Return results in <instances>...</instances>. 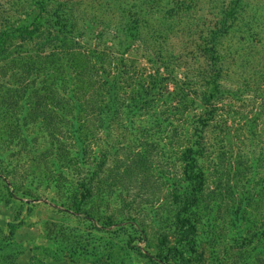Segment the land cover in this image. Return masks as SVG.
Segmentation results:
<instances>
[{
    "label": "rangeland",
    "instance_id": "1",
    "mask_svg": "<svg viewBox=\"0 0 264 264\" xmlns=\"http://www.w3.org/2000/svg\"><path fill=\"white\" fill-rule=\"evenodd\" d=\"M37 2L0 0V30L31 21L40 10ZM121 2L124 16L106 0L52 2L60 7L62 17L60 23L53 19L51 26L42 29L46 30L44 39H56L65 31L74 40L73 48L64 50L54 45L42 49L36 45L38 39H8L0 48V171L2 177L22 189H27L32 180L33 149L43 150L47 141L34 124H23L21 119V136L8 135L1 100L10 99L5 94L16 82H30L33 73L17 65L25 66L28 56L24 63L18 60L28 50L31 55L57 53L62 62L69 53L80 60L89 52L102 54L100 63H91L98 69V77L109 73L108 79H117L114 66L127 69L116 102L132 103L135 89L140 94L135 103L141 106L122 108L106 132L86 140L89 152L97 154L106 148V193L98 195L102 202L94 198L95 202L88 200L82 205L90 213L96 208V217L60 204L68 193L55 188L56 171H52L49 184L35 180L38 199L18 194L28 204L18 201L16 209L0 201V240L6 238L4 244L0 243V255H14L17 264H222L226 259V264H232L239 256V236L245 233V227L233 222L228 206L234 199L238 201L240 191L244 198L249 196V187L264 177V0H241L230 17L225 16L230 0ZM134 18L140 38L123 55V64L117 63L120 51L113 37L119 31L117 22L129 19L131 24ZM215 82L217 90L207 103L205 97ZM145 88L152 91L143 96ZM23 100L18 99L20 105ZM113 108H109V114ZM210 109L212 115L207 119ZM199 118L206 123L201 125ZM25 135L36 140L23 141ZM197 139L202 143L198 169L205 181L200 204L190 216L195 224L192 259L184 261L168 250L177 246L186 257V246L182 245L185 239L179 238L178 225L179 203L188 192L183 151L194 147ZM126 157L127 166L120 168V178L112 179V164L116 160L121 164ZM251 159L256 160L253 171L247 169ZM48 167L53 170L52 164ZM66 168L71 175L63 176L74 181L87 169L79 162ZM96 179L92 192L99 184ZM215 189L223 199L218 207L213 197ZM0 196L6 197L7 192L0 188ZM257 207L259 214H264V202ZM14 213L22 223L11 237L2 225L6 220L14 221ZM105 216L114 221L102 228L99 221ZM127 232L140 252L128 248ZM158 252L167 254V261L159 263L155 257ZM259 264H264L262 253Z\"/></svg>",
    "mask_w": 264,
    "mask_h": 264
},
{
    "label": "trees",
    "instance_id": "2",
    "mask_svg": "<svg viewBox=\"0 0 264 264\" xmlns=\"http://www.w3.org/2000/svg\"><path fill=\"white\" fill-rule=\"evenodd\" d=\"M54 1L55 0H39L37 3L40 10L31 21H25L13 27L1 28L0 48H3L8 39H20L30 42L38 39L36 45L42 49L46 46L51 47L54 45H59V47L62 49L64 48V50L73 48L74 40L72 37L69 38V36L65 35V31L61 32L59 30L62 36H58L56 39L55 37L44 39L46 30L42 31V29H47V25L51 26V20L53 19L56 20V23H60L62 17V10L60 7H55L51 4ZM110 1V7H113L114 11L121 13V16H124L123 9L125 8H123L121 0H106V4ZM240 3L241 0H230V6L225 12V16L230 17L233 10L239 6ZM43 15H46L45 19ZM226 17L222 20L224 26L222 29L223 33L227 30L225 26ZM135 19L136 18L131 19V24H129V19L123 23L117 22L119 31L116 35H113L116 40L115 46L118 51H120L118 54L119 56L116 58L117 63L123 64V55L130 49L131 45L140 38L137 20ZM65 26V24L62 25L63 28ZM31 54L32 53L28 50L26 56L18 60L24 63L25 60L23 61V59L28 56V61H25V66H21V64L17 62L21 70L26 69L30 73H33L30 82L24 85L16 82L13 89L10 88L11 91L5 94L10 95V99L1 100V107L6 110V112H4V119L6 121L8 135L13 136V134L17 133L19 137L21 136L20 131L23 127L19 123L21 119L23 124L29 122L34 124L36 126V132L40 131L42 133L43 140L47 141V145L43 150L33 149L36 153V156L31 158L33 162L31 173L34 177L32 176V180L27 189H22L11 179L7 181L1 176L0 171V188L1 191L4 190L7 192L6 197L0 196V201L4 200L15 208L18 201L22 204H28L27 200L19 199L18 194L26 198L38 199L37 196L39 194L36 192L37 189L33 187V185L37 180L42 184H49L52 178V171H56L57 180L55 188L57 190L62 189L64 193H68V196H65V198L62 196L60 204L76 213L83 215L89 214L91 217H96V208H92L90 213L84 210L82 205L88 200L94 201V198H99V201L102 202L98 195H102L104 192L106 193V168L104 165L106 163V148L102 149L101 152L97 151V154H95L94 151L89 152L87 151L89 147L88 141L86 140L89 139V136L95 137L100 131L106 132V129H109L111 125V121L115 119L122 108L126 109L128 106L141 109V106L135 103L140 94L137 90L133 89L135 94L132 98L133 102H130L131 104L129 102L126 104L119 100L116 102L115 97L118 96L117 89H122L118 86L121 77L122 79L124 78L127 69L123 71V65H121L119 69L114 66V71L118 75L117 79H108L110 78L109 73L102 77H98V69L95 64L103 60L101 58L102 54H93V52L90 54L89 52L86 56H82L80 60L76 55L69 53L68 55H64L63 62V58L57 53H49L44 56L40 54ZM92 60L95 61V64H91ZM72 63H79V65L76 64L73 67ZM102 71H105V68L102 69ZM112 78H114V76ZM213 85L210 93L205 97L207 103H209L211 97H214L215 91L217 90L216 82L213 83ZM151 91L152 88H145L144 94L142 93V95L144 96ZM5 95H3L4 98ZM22 98H24V100L20 105L18 99ZM111 106L114 107V111L109 114L108 111L111 110L109 109ZM14 109L19 110V112L16 113ZM21 112H23V114ZM208 113L209 116H207V119H210L212 115L211 109ZM203 120V118H199L198 122L203 125L206 123L203 122ZM197 127L198 126L194 127L196 135L198 134ZM197 137H199V135H197ZM25 140L33 143L36 138L29 139L26 138L25 135V137L23 136V141ZM74 144L76 149H73ZM194 144V147L196 146L195 148L190 146L183 151V173L187 178L188 192L179 203L180 208L178 212V225L180 227L179 238L185 239L182 245L186 246V257L184 256L183 250L177 246L168 250L170 253L174 252L180 255L181 259L184 261L192 259L191 251H194L195 247V241L193 239L195 224L192 223L190 216L194 215L197 206L200 204L205 181L204 176L198 169L199 165L197 163V155L202 147L201 139L194 140ZM91 153H93V155H91ZM119 161L120 160H116L115 163L112 164L114 166L111 170L112 179L120 178V168L127 166L128 158H124L121 164H118ZM75 162H79L81 165L87 167L85 175L81 176V178H78L76 181L66 179L63 174L66 173L68 176L71 174H69V168L65 169V166L67 165V167L71 169ZM250 162V166L247 167V169L253 171L255 169L256 160L251 159ZM48 164L53 165V170L48 167ZM234 177H237V175ZM254 177L255 175L253 178ZM94 179L99 181V184L95 187V192H92L91 187L95 185V183L92 184V182L95 181ZM257 181L258 182L253 184L252 187H249V196L244 198V194L240 191L239 194L241 197H238V201L234 202V199L232 201V206H228L232 213L231 219L233 222L235 224L238 223V226L241 225V228L243 226L245 227L243 230L245 233L239 236L240 238L238 237L239 256L232 264H259V256L261 253L264 255V214H259L257 207L258 203L264 202V177H261L260 181ZM59 185L63 186L60 187ZM78 190L81 192L77 195L75 192ZM235 193H237V191ZM231 195L234 196V192H231ZM213 197L217 200L218 205H216V207H218L219 203L223 202V199L220 198L219 190L218 192L216 189L213 190ZM225 207L227 208V206ZM13 216L15 218L14 221L6 220L2 225L8 230L7 236L10 235L11 237L22 223V220H18L17 214L14 213ZM259 217L261 219H259ZM113 221L114 220L111 219L110 216H105L104 219L99 222L102 228H104L111 226ZM127 235H129L126 240L128 248L140 252L141 250L135 244L131 243L132 238L130 232H127ZM4 237H6V235ZM3 239L0 240L1 244H4L6 241ZM6 243V245H8L10 242L7 241ZM253 250H255V252ZM249 251H251L250 255H248ZM107 254L110 256L109 253ZM155 257L159 259V263L167 261L168 258L167 254L163 252H158ZM226 263L227 259L222 264ZM0 264L17 263L14 255L3 257L0 255Z\"/></svg>",
    "mask_w": 264,
    "mask_h": 264
}]
</instances>
